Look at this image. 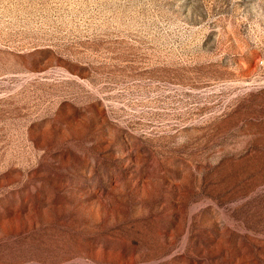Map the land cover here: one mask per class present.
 Masks as SVG:
<instances>
[{
    "label": "rangeland",
    "instance_id": "obj_1",
    "mask_svg": "<svg viewBox=\"0 0 264 264\" xmlns=\"http://www.w3.org/2000/svg\"><path fill=\"white\" fill-rule=\"evenodd\" d=\"M0 264H264V0H0Z\"/></svg>",
    "mask_w": 264,
    "mask_h": 264
}]
</instances>
